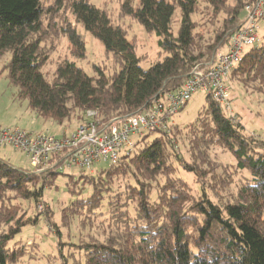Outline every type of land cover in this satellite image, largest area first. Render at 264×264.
Wrapping results in <instances>:
<instances>
[{
    "label": "trees",
    "instance_id": "16d2710c",
    "mask_svg": "<svg viewBox=\"0 0 264 264\" xmlns=\"http://www.w3.org/2000/svg\"><path fill=\"white\" fill-rule=\"evenodd\" d=\"M52 1L56 10L68 7L76 23L102 43L115 64L109 75L95 67L98 76H90L66 59L48 80L42 71L50 56L46 0H0V57L11 54L5 66L10 85L37 117L63 125L74 119L80 123L90 110L103 121L135 115L159 96L181 89L193 69L210 63L243 27L246 6L257 0H123V16L156 36L166 54L147 70L134 39L128 38V28L114 24L107 11L89 0ZM202 4L206 14L199 11ZM199 13L208 19L201 25L204 30L209 23L216 26L213 37L207 38L209 31H198ZM63 30L73 56L86 58V44L77 28L68 24ZM231 81L248 93L264 95V37L245 53ZM205 95L206 108L186 132L191 133L187 144L191 162L181 154L184 131L176 124L168 133L138 138L131 154L122 155L106 170L66 175L71 194L82 195L86 185L91 188L90 195L71 200L67 209L78 214L101 209L110 226L103 240L84 245V259L73 264H264V140L247 136L241 122ZM152 134L157 136L147 141ZM213 144L225 147L236 159V168L251 176L225 203H215L205 193L197 197L184 179L175 176L182 168L207 177L213 168L209 155ZM64 161L55 156L52 168L37 173L0 157V264H17L28 254V245H10L42 216L20 214L22 204L13 200H28L38 207Z\"/></svg>",
    "mask_w": 264,
    "mask_h": 264
},
{
    "label": "rangeland",
    "instance_id": "374dc122",
    "mask_svg": "<svg viewBox=\"0 0 264 264\" xmlns=\"http://www.w3.org/2000/svg\"><path fill=\"white\" fill-rule=\"evenodd\" d=\"M89 1L107 11L114 24L128 28V38L134 39L137 56L143 59L142 68L147 70L153 64L164 59L166 54L160 50L158 38L148 34L141 24L132 22L130 18L123 16L121 12L123 0ZM45 6V26L50 29L46 47L49 48L47 51L50 52V56L42 71L48 80L54 79L58 64L66 59L75 62L90 76H98L95 67L102 68L106 75L115 71V64L106 55L102 43L76 23L68 7L56 10L52 0H46ZM205 7V4L201 5L200 13H207ZM200 13L196 16L199 23L198 31L204 34L209 31L207 38L213 37L216 26L209 23L204 30L201 25L208 19L207 17L203 18ZM50 20L51 24H49ZM68 24L76 27L85 41L87 56L84 59H77L72 54V45L63 30ZM259 29V36L262 39L264 37L263 21L260 22ZM227 45L218 49L212 56V60L217 53L225 52ZM10 59V53L0 57V127H20L34 133L49 132L58 138L63 137L64 132L67 131L68 136H71L79 125V120L74 119L63 125L45 121L37 117L36 113L30 109L28 101L18 98L17 88L10 85L8 72L5 70ZM232 93L235 103L232 111H226L227 115L235 118L236 123L241 122L244 125L247 136L264 140V95L248 93L237 83L232 84ZM206 106L205 93L198 91L186 108L173 117L176 124L184 131L180 136L183 138L180 148L181 154L189 162H191V156L188 153L187 144L191 139L189 136L191 133L186 134L191 131L189 125L199 121V114ZM156 136V134H152L147 138V141L153 140ZM209 155L213 168L208 170L210 174L204 179L193 173H188L182 168L177 169L175 176L184 179L197 197L205 193L215 203L232 201L241 187L247 183V179L251 178L250 173L247 170L239 171L235 166L236 159L232 153L219 144H213L210 147ZM0 157L10 160L16 168L31 169L25 154L13 148H0ZM110 164L104 161L97 163L91 172L95 174L106 170ZM59 171L61 173L58 175L55 184L44 190L42 203L38 207H35L34 203L28 200H13V204H22L23 210H20V214L25 212V216H34L37 213L42 215L37 224L24 227L22 232L12 241L10 247L18 246V244L28 245V254L17 264H73L74 261L79 262L84 259L85 252L82 249L86 243L103 240L104 236L106 237L110 232L109 219L106 220L108 215L101 214V209L94 212L88 211V214H84L85 212L78 214L79 212L70 210V208L67 209L71 200L87 197L91 193L89 185L84 187L82 195L71 194L68 191V177L66 175L79 176L82 170L77 167L63 166ZM228 179L231 182H228ZM160 181L163 182V180ZM8 202L10 203V201ZM62 214L64 216L67 214L68 217L65 216L64 220L70 224L64 223ZM56 226H58V230H56Z\"/></svg>",
    "mask_w": 264,
    "mask_h": 264
},
{
    "label": "built area",
    "instance_id": "2783aa9c",
    "mask_svg": "<svg viewBox=\"0 0 264 264\" xmlns=\"http://www.w3.org/2000/svg\"><path fill=\"white\" fill-rule=\"evenodd\" d=\"M264 22V0L245 8L244 25L231 38L227 50L216 54L208 64L196 66L184 86L159 96L147 109L135 115L103 121L88 111L71 136L58 138L49 132L34 133L20 127H0V148L10 147L25 154L31 168L42 173L53 167L50 160L65 157L64 165L92 171L102 161L117 164L122 155L131 154L136 140L148 133H168L194 94L203 91L226 111H232L231 74L245 53L257 46L259 24Z\"/></svg>",
    "mask_w": 264,
    "mask_h": 264
},
{
    "label": "crops",
    "instance_id": "0c3cea01",
    "mask_svg": "<svg viewBox=\"0 0 264 264\" xmlns=\"http://www.w3.org/2000/svg\"><path fill=\"white\" fill-rule=\"evenodd\" d=\"M75 129H76V128H75ZM75 129H74V130H75ZM74 130H73V131H74ZM42 132H43V131H42ZM67 133H68V132H67V131H65V132H64V135H63V137H64V136H68V134H67Z\"/></svg>",
    "mask_w": 264,
    "mask_h": 264
}]
</instances>
